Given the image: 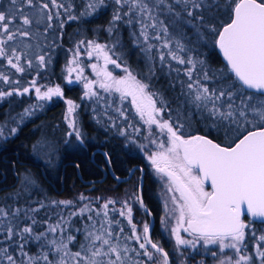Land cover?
I'll return each instance as SVG.
<instances>
[{
    "label": "snow or ice",
    "instance_id": "1",
    "mask_svg": "<svg viewBox=\"0 0 264 264\" xmlns=\"http://www.w3.org/2000/svg\"><path fill=\"white\" fill-rule=\"evenodd\" d=\"M105 14L92 37L78 29L63 79L82 84L80 99L90 102L98 126L143 153L161 184L159 223L171 254L153 238L143 168L129 170L141 175L123 197L81 193L76 200L35 199L39 177L25 169L0 196V264H206L205 257L264 264V0H0V102L36 99L0 122V140L58 98L66 104L63 138L41 135L30 154L52 168L61 144L87 149L81 105L61 84L38 81L66 27ZM209 40L224 68L201 51ZM131 48L143 69L128 62ZM102 156L110 170L113 154Z\"/></svg>",
    "mask_w": 264,
    "mask_h": 264
},
{
    "label": "trees",
    "instance_id": "2",
    "mask_svg": "<svg viewBox=\"0 0 264 264\" xmlns=\"http://www.w3.org/2000/svg\"><path fill=\"white\" fill-rule=\"evenodd\" d=\"M108 19L109 15L105 14L87 23L77 24L73 22L68 25L65 29L64 39L58 42L62 46L55 48L53 51L54 58L51 69L46 74L41 73V78L38 82L51 85L61 84L64 88L65 96L70 95L71 98L76 99L79 95L78 86H68L62 75L68 55L66 50L73 45L75 40L79 39L76 35L78 29L83 35L92 37L97 25H105ZM99 35L102 40L106 38L103 32ZM127 37V30H125V44H128ZM201 51L205 53V56L214 68H224L225 63L221 60L218 49L211 44L210 40L208 46L202 47ZM127 55L128 62L134 68H144L141 54L135 48H131L127 52ZM91 62L86 58L84 59L85 64ZM114 74L122 75V72L119 69H114ZM158 75H160L159 72ZM31 78L32 76L27 77L29 80ZM21 80L23 83L24 77H21ZM158 84L167 87L163 76L160 77ZM166 94L171 95V93ZM54 99L33 120L25 123L22 130L16 136H11L7 140H0V188H2L0 196L12 190L16 182L14 175L16 172L28 169L39 177V194L36 191L33 192L35 199L49 197L60 200H76L81 193L91 197H123L127 191L125 186L129 181L117 182L109 175L103 180L90 184H85L80 180V176L83 180L102 177L101 170L97 165L103 163V156L99 152H95L93 161L90 160V152L96 148L110 151L113 154L112 168L117 175H124L126 170L135 164L146 167V174L149 173L144 155L140 149L132 144L125 147L123 138L116 137L111 132L106 133L91 119V109L87 105H81L80 111V119L88 136V140L86 141L87 149L83 151H77L73 148L66 149L61 144L59 146V159L52 168H48L35 160L30 154V148L41 135H47L59 141L63 138L65 132V127L61 122L60 101H54ZM29 103H35L34 96H25L23 98L12 97L10 100L0 102V122L6 120L9 115L16 116L22 107ZM77 162L81 165L79 169L74 167V164ZM152 186L149 178L146 176L143 184L144 198L145 203L151 209H153V206H156L154 205L156 204L155 201L152 199L153 192H155ZM41 216L43 217V213H41ZM136 218L143 219L144 217L137 211Z\"/></svg>",
    "mask_w": 264,
    "mask_h": 264
},
{
    "label": "flooded vegetation",
    "instance_id": "3",
    "mask_svg": "<svg viewBox=\"0 0 264 264\" xmlns=\"http://www.w3.org/2000/svg\"><path fill=\"white\" fill-rule=\"evenodd\" d=\"M100 154L102 155V153H100ZM93 156H94L93 153L90 152V158H91L90 160L91 161H93L92 160L93 159ZM97 166L101 170L102 177L103 176L107 177L109 175L112 178V176L109 173V169H107L106 166L103 163L102 164H98ZM142 167L144 168L143 184H144L145 177L147 176L149 178V182L153 185L152 186L153 189H155L156 180H154V178L150 176V173L146 174V171H145V168L146 167H144V166H142ZM111 169L113 170L112 167H111ZM129 169L126 170V173H124V175H120V176H125L129 172ZM113 172H114V170H113ZM136 176L139 177L140 176V173L139 172H136L134 175H131V177L128 180L123 181V182H128V181L134 180ZM1 189L2 188H0V190ZM152 199L156 203V204H154L156 206H153V209L150 208L152 210L153 216H154V219H153V222H154V224H153V227H154L153 238L154 239H159L161 241V243L163 244V246L165 247V249L168 250L170 252V254H171V244H172V241H170L168 239V237H167L166 234H162V232H161V225L159 223V220H160V217H161V214H162L161 205H160L159 200L157 199V197L154 196V194L152 195ZM246 219H247V217H246ZM199 258L200 257H197V259H199ZM205 261H206V264H212V258L211 257H205Z\"/></svg>",
    "mask_w": 264,
    "mask_h": 264
},
{
    "label": "rangeland",
    "instance_id": "4",
    "mask_svg": "<svg viewBox=\"0 0 264 264\" xmlns=\"http://www.w3.org/2000/svg\"><path fill=\"white\" fill-rule=\"evenodd\" d=\"M85 74L88 75L90 78H93V79L95 78V77L93 76V74L91 73V69H90V68H89V69H86ZM74 85L78 86V92H79V95L77 96L76 99L71 98L70 95H67L66 98H68V99H72V100L76 101L77 103H79L80 105H84V106L87 105V106L90 108V102H88V101H83V100L80 99V97L82 96V92H83L82 84H74ZM68 86H73V85H68ZM54 101H60L61 114H62V115H61V122H62V124L64 125V127L66 128L65 123H64V121H63V116H64V113H65V111H66V104H65L62 100H60V99H58V98H55ZM35 103H36V99H35ZM35 103H34V104H35ZM51 103H52V102L48 103L46 106L50 105ZM46 106H45V107H46ZM125 106L128 107V108H131L130 105H125ZM24 107H27V105H26V106H23L22 109H21L20 111H22ZM90 109H91V108H90ZM133 111H134V110H133ZM133 123H134V125L142 126V122L139 120L138 117H136V118L133 120ZM64 131H65V130H64ZM89 138H90V136H89ZM145 164H146V166H147V169H149L150 176L153 177L154 180H156V185H155V189H154L155 192H153V193H154V196L157 197V199L159 200V203H160L161 208H162V201L159 199V196H158V193L161 191V184H160V183L157 181V179L155 178V174H154L153 171L151 170L150 165L148 164V162L146 161V159H145ZM145 169H146V168H145ZM137 177H138V176H136L134 180L129 181V182L127 183V185L125 186V188H127V191H126V192H131V190L134 188V186H135L136 183H137ZM162 214H163V213H162ZM162 214H161V215H162Z\"/></svg>",
    "mask_w": 264,
    "mask_h": 264
},
{
    "label": "water",
    "instance_id": "5",
    "mask_svg": "<svg viewBox=\"0 0 264 264\" xmlns=\"http://www.w3.org/2000/svg\"><path fill=\"white\" fill-rule=\"evenodd\" d=\"M218 52H219V50H218ZM219 55H220V57H221V60L225 63V61L223 60L222 54H221L220 52H219ZM95 152L102 153V152H104V150L101 149V148H96L95 150L92 151V153H95ZM139 168H143V167H142L141 165H139V164H135V165H133L129 170H134V169H139ZM143 169H144V168H143ZM42 173H43V172H42ZM109 173H110V175L112 176L113 179H114V176L117 175V174H115V173L113 172L112 169L109 170ZM128 173H129V172H128ZM128 173H127L125 176H120V175H119V176L121 177V181H120V182L126 181V180H128V179L131 177V175H128ZM140 175H141V173H140ZM79 176H80V174H79ZM143 176H144V173H143ZM104 177H105V176H103V177H101V178H92V179H89V180H83V179L81 178V176H80V180H82V182L85 183V184H90V183H94V182H97V181L103 180ZM114 180H115V179H114ZM142 183H143V182H142ZM150 219H152V218H150ZM152 224H154L153 219H152Z\"/></svg>",
    "mask_w": 264,
    "mask_h": 264
}]
</instances>
